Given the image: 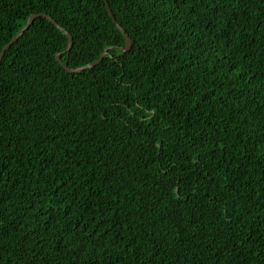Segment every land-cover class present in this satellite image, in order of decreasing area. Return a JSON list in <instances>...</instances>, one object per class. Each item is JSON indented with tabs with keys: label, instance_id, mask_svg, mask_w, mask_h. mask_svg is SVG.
I'll list each match as a JSON object with an SVG mask.
<instances>
[{
	"label": "trees",
	"instance_id": "1",
	"mask_svg": "<svg viewBox=\"0 0 264 264\" xmlns=\"http://www.w3.org/2000/svg\"><path fill=\"white\" fill-rule=\"evenodd\" d=\"M106 1L0 0V264H264V0Z\"/></svg>",
	"mask_w": 264,
	"mask_h": 264
},
{
	"label": "water",
	"instance_id": "2",
	"mask_svg": "<svg viewBox=\"0 0 264 264\" xmlns=\"http://www.w3.org/2000/svg\"><path fill=\"white\" fill-rule=\"evenodd\" d=\"M106 2V8H107V11L109 13V16L110 18L112 19L114 25L117 27V29L119 30V32L123 35L124 39H125V47L122 49V52L123 53H126L128 52L130 49H131V46H132V41L131 39L125 34V32L123 31V29L119 26L118 22L115 20L114 18V15L108 5V2L105 0ZM39 17H43L45 19H47L51 24L54 25V27H56L58 30L60 31H63V29L60 27V25H58L57 22H55L50 16L48 15H37V14H32L28 21L25 23V25L21 28V30L17 33V35L12 39L10 40V42L3 48L2 52L0 53V63H1V60L5 54V52L11 47L12 44H14L17 40H19L22 35L25 33V31L28 29V27L34 22L35 19L39 18ZM65 36L68 38V45L66 47V49L64 50V52H67L71 49V46H72V37L64 32ZM110 49V47L106 48L102 53L101 55L99 56V58L94 61L93 63L87 65V66H82V67H78V68H69L68 66L64 65L63 62H62V59H61V55L62 53H59L56 55V61L63 66L64 70L68 73H79L85 69H88V68H92L96 65H98L102 60L103 58L107 55L108 53V50ZM63 52V53H64Z\"/></svg>",
	"mask_w": 264,
	"mask_h": 264
}]
</instances>
